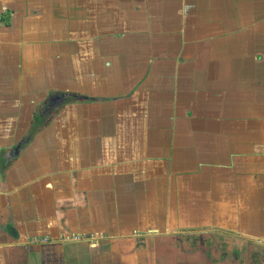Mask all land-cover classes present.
<instances>
[{"label": "crops", "instance_id": "crops-1", "mask_svg": "<svg viewBox=\"0 0 264 264\" xmlns=\"http://www.w3.org/2000/svg\"><path fill=\"white\" fill-rule=\"evenodd\" d=\"M210 235L264 251V0H0V264Z\"/></svg>", "mask_w": 264, "mask_h": 264}, {"label": "rangeland", "instance_id": "rangeland-1", "mask_svg": "<svg viewBox=\"0 0 264 264\" xmlns=\"http://www.w3.org/2000/svg\"><path fill=\"white\" fill-rule=\"evenodd\" d=\"M175 245L166 244L162 253L154 249L155 264H264V251L250 247L241 250L234 240L213 235L188 239L183 237ZM158 259V260H157Z\"/></svg>", "mask_w": 264, "mask_h": 264}, {"label": "flooded vegetation", "instance_id": "flooded-vegetation-1", "mask_svg": "<svg viewBox=\"0 0 264 264\" xmlns=\"http://www.w3.org/2000/svg\"><path fill=\"white\" fill-rule=\"evenodd\" d=\"M241 250H245V249H241Z\"/></svg>", "mask_w": 264, "mask_h": 264}]
</instances>
